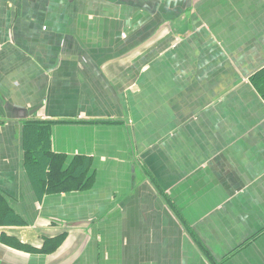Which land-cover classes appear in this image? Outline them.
Instances as JSON below:
<instances>
[{"label":"crops","instance_id":"1","mask_svg":"<svg viewBox=\"0 0 264 264\" xmlns=\"http://www.w3.org/2000/svg\"><path fill=\"white\" fill-rule=\"evenodd\" d=\"M263 68L264 0H0V264H264ZM31 119L90 188L39 195Z\"/></svg>","mask_w":264,"mask_h":264},{"label":"trees","instance_id":"2","mask_svg":"<svg viewBox=\"0 0 264 264\" xmlns=\"http://www.w3.org/2000/svg\"><path fill=\"white\" fill-rule=\"evenodd\" d=\"M251 81L264 93V68L251 77ZM54 121L31 119L23 124L25 166L39 195L88 189L93 184L91 159L75 156L70 159L52 150L51 129ZM65 233L44 241L40 247L14 239L5 241L17 248L32 252H52L62 243ZM36 248V249H34Z\"/></svg>","mask_w":264,"mask_h":264}]
</instances>
